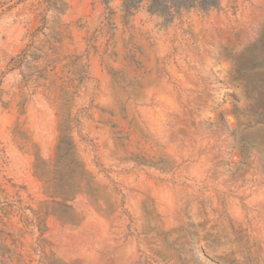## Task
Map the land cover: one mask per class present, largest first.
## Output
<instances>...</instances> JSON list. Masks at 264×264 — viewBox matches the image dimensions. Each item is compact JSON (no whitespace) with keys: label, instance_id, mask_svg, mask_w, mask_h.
<instances>
[{"label":"rangeland","instance_id":"obj_1","mask_svg":"<svg viewBox=\"0 0 264 264\" xmlns=\"http://www.w3.org/2000/svg\"><path fill=\"white\" fill-rule=\"evenodd\" d=\"M0 264H264V0H0Z\"/></svg>","mask_w":264,"mask_h":264}]
</instances>
